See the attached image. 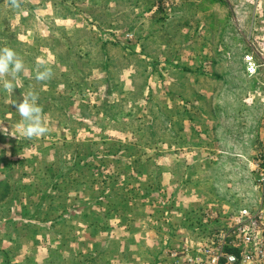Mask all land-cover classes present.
<instances>
[{"label": "rangeland", "instance_id": "1", "mask_svg": "<svg viewBox=\"0 0 264 264\" xmlns=\"http://www.w3.org/2000/svg\"><path fill=\"white\" fill-rule=\"evenodd\" d=\"M17 3L0 0V48L13 49L25 68L11 97L3 88L11 77H0V264H32L29 256L74 242L75 220L100 223L113 214L153 221L164 238L188 215L198 236L181 252L202 245L256 198L251 163L264 124V0ZM246 55L259 66L256 76L245 72ZM41 58L52 71L44 81L36 79ZM203 74L209 81L200 78L194 88L208 92H188L186 78ZM28 92L37 94L48 128L41 137L17 128V105ZM186 98H196L193 121L209 115L215 145L196 172L174 162L173 132L185 119L172 112L187 109ZM237 135L243 150L215 159L225 153L218 139ZM176 178L197 187L178 199ZM192 202L199 210L183 211ZM85 206L90 213L82 215ZM120 235L114 230L110 238Z\"/></svg>", "mask_w": 264, "mask_h": 264}, {"label": "crops", "instance_id": "2", "mask_svg": "<svg viewBox=\"0 0 264 264\" xmlns=\"http://www.w3.org/2000/svg\"><path fill=\"white\" fill-rule=\"evenodd\" d=\"M171 78H173V76H171ZM200 78L202 81H209L208 76L205 74H203L202 77L188 76L186 78L188 92L190 89H194V91L199 93L203 92V95L208 92V90H205L204 88H199L197 84V88H194L195 81ZM176 80L177 82L182 81H180L177 77ZM173 94H176V92H172L171 96ZM176 96H180V93H177ZM185 100H187L184 101L187 109L182 108L179 110L177 108L174 113L172 112V115L174 114L175 117L179 116L181 120L185 119L183 120L184 123L180 126V128L177 127V129H174V132L172 131L176 136L175 145L173 146L174 149H176V160L174 159V162L176 165H179V163L181 164V162L186 165L189 163L187 166L188 170H192L193 166H196L194 167L196 172L199 169V164H205L210 161V156L208 158V155L206 156L204 151H208L209 147H215V145H212V143L210 144L209 142L212 127L205 120L210 118L209 115L202 112L199 118L200 121H193L191 116L192 106L190 103L193 102V104H195L196 98L193 100L186 98ZM241 124L242 121L240 120L238 124V133L240 131H244L245 129ZM209 128H211V130ZM216 133H214V135H216ZM186 134L189 136L187 137ZM225 134L228 133L225 131ZM236 134L237 128L235 130V135ZM218 140L220 144L224 145L225 151L224 154L221 152L222 155L215 158L219 162L225 161L226 158L229 157V155H233V153L234 155H237L238 152L243 150L242 144H246L245 140L242 143L241 135H237V139L234 141H229L226 138H219ZM188 174L193 173L189 171ZM191 179L193 178L191 177ZM188 181V184L183 186L181 181L176 178L173 193L176 192L178 199L180 193L185 192V196H187L190 192H192V190H194V188L197 187V185L193 184L192 181ZM194 204L195 202H192V204H186V207H183V211L196 212L199 208H195ZM91 205H93V203H91ZM90 209L91 208L88 206H85L81 208L82 212L79 208L78 211L83 215L89 214ZM177 209L182 211V208L180 207H176V210ZM113 215L114 217L110 218V221L104 219L100 223H97L94 220L86 219L75 220L77 226L76 230H74V233L70 232L74 235V242H62L58 244L57 249L47 248L44 256H42V254L40 256V253L37 254V256H40V260L37 259L36 255L33 256L34 258L31 255L29 256L30 258L28 261L30 260L32 264H184L183 258H174L172 257V253H179L178 249L180 247L182 248V246H186V244L191 242L190 240H194V238H197L198 236L197 233L195 234L192 232V227H195V225L193 221H190L188 215L185 216V220L181 221V224L180 221H178L177 225H172L173 227H171L169 233L166 234V238L163 237L161 227L157 230V226L152 224L153 221H132L126 217H123L118 221L115 219V214ZM121 228H123L124 232L121 231ZM114 230L121 233L119 236L120 239L116 241H114V238H110L113 235ZM61 234H63V232H61L60 229L58 238ZM26 236L27 241L34 238L32 235ZM51 237L53 239L56 238L55 235ZM21 252L22 251H20V253ZM3 256L5 257L4 253ZM23 257L24 260L27 259L26 254Z\"/></svg>", "mask_w": 264, "mask_h": 264}, {"label": "built area", "instance_id": "3", "mask_svg": "<svg viewBox=\"0 0 264 264\" xmlns=\"http://www.w3.org/2000/svg\"><path fill=\"white\" fill-rule=\"evenodd\" d=\"M248 76H256L259 66L251 55L243 58ZM260 150L252 157L251 171L256 195L229 214L202 245L172 253L184 264H264V124Z\"/></svg>", "mask_w": 264, "mask_h": 264}, {"label": "clouds", "instance_id": "4", "mask_svg": "<svg viewBox=\"0 0 264 264\" xmlns=\"http://www.w3.org/2000/svg\"><path fill=\"white\" fill-rule=\"evenodd\" d=\"M13 6L19 7L17 0H13ZM47 62L42 58L38 60V64L43 70H37L36 79L40 81L47 80L51 77L52 71L50 67H44ZM25 70L23 60L18 54L9 47L0 48V77H11L4 79L3 88L11 93L17 88L15 81L18 75ZM9 103L16 104V100H10ZM17 111L22 120L17 124V128L26 138L41 137L48 132V128L44 126L42 119V108L38 104V96L34 92H28L23 95L22 102L17 105Z\"/></svg>", "mask_w": 264, "mask_h": 264}]
</instances>
